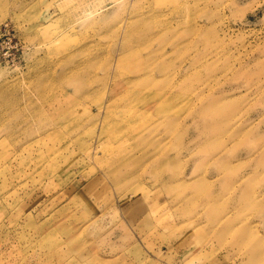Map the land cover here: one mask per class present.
Returning <instances> with one entry per match:
<instances>
[{
	"label": "rangeland",
	"instance_id": "obj_1",
	"mask_svg": "<svg viewBox=\"0 0 264 264\" xmlns=\"http://www.w3.org/2000/svg\"><path fill=\"white\" fill-rule=\"evenodd\" d=\"M0 264H264V0H0Z\"/></svg>",
	"mask_w": 264,
	"mask_h": 264
}]
</instances>
